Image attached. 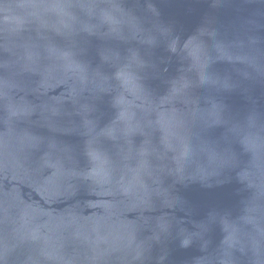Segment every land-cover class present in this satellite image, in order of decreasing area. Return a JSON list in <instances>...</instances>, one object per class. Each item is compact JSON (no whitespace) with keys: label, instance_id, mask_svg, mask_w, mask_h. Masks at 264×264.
Listing matches in <instances>:
<instances>
[{"label":"water","instance_id":"95a60500","mask_svg":"<svg viewBox=\"0 0 264 264\" xmlns=\"http://www.w3.org/2000/svg\"><path fill=\"white\" fill-rule=\"evenodd\" d=\"M0 264H264V0H0Z\"/></svg>","mask_w":264,"mask_h":264}]
</instances>
